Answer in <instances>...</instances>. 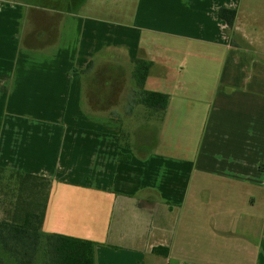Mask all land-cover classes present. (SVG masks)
Wrapping results in <instances>:
<instances>
[{
    "label": "crops",
    "instance_id": "0c3cea01",
    "mask_svg": "<svg viewBox=\"0 0 264 264\" xmlns=\"http://www.w3.org/2000/svg\"><path fill=\"white\" fill-rule=\"evenodd\" d=\"M60 3L0 0V169L50 181L41 232L96 264H264V0Z\"/></svg>",
    "mask_w": 264,
    "mask_h": 264
},
{
    "label": "trees",
    "instance_id": "16d2710c",
    "mask_svg": "<svg viewBox=\"0 0 264 264\" xmlns=\"http://www.w3.org/2000/svg\"><path fill=\"white\" fill-rule=\"evenodd\" d=\"M217 15L229 28H233L236 16L234 10L220 8ZM151 66L150 61L134 60L131 70L134 82L131 100L162 114L168 104V95L144 89ZM3 172L6 171L0 169V173ZM7 173L18 178L21 199L17 202L11 219L0 221V250L14 264H96V243L41 232L50 181L19 172ZM153 252L167 255L165 248H155ZM0 264H8L1 255Z\"/></svg>",
    "mask_w": 264,
    "mask_h": 264
},
{
    "label": "rangeland",
    "instance_id": "374dc122",
    "mask_svg": "<svg viewBox=\"0 0 264 264\" xmlns=\"http://www.w3.org/2000/svg\"><path fill=\"white\" fill-rule=\"evenodd\" d=\"M10 1H21V2H27V3H34V4H45L47 6L59 7V5H63V3H60L62 0H10ZM103 1V5L107 11L105 13H113L112 9L116 6V12H128L129 8V0H123L121 8L119 9V2L116 0V5H112L115 0H99ZM118 6V8H117ZM79 14L82 12L79 10ZM127 15V14H126ZM128 16V15H127ZM107 20L109 22L112 21V17L107 16ZM116 22H121L118 19H116ZM134 118L137 121V123L140 122L142 116H140V112L137 110L134 113ZM18 178L14 175H11L7 172L0 173V221L2 220H10L13 214V211L17 205V202L21 199L20 197V189L18 184ZM24 195V194H23ZM0 255L3 258V260L8 264H14L12 260H10L1 250ZM208 264V263H207Z\"/></svg>",
    "mask_w": 264,
    "mask_h": 264
}]
</instances>
